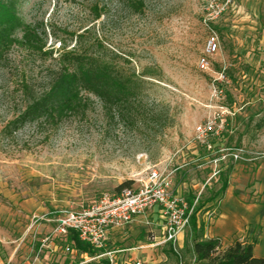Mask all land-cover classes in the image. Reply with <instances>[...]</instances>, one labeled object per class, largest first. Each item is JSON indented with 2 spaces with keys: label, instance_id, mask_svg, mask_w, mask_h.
Masks as SVG:
<instances>
[{
  "label": "rangeland",
  "instance_id": "obj_1",
  "mask_svg": "<svg viewBox=\"0 0 264 264\" xmlns=\"http://www.w3.org/2000/svg\"><path fill=\"white\" fill-rule=\"evenodd\" d=\"M142 1L139 10L137 0L19 1L24 22L47 39L45 50L101 43L107 53L120 56L121 66L155 73L159 79L147 77L146 102L160 115L144 125L111 119L91 95L86 113L57 127L35 122L5 132L59 66L56 52L14 46L0 62V264L93 259L70 248L55 231L57 219L121 196L116 188L125 181L133 180L137 188L154 167L169 164L175 170L176 195L188 201L199 196V221L212 214L208 235L222 213L226 178L245 203L263 194L264 0H216L222 13L211 25L220 42L208 70L199 58L210 33L203 20L212 0ZM25 84L31 88L27 92ZM207 124L212 130L199 137L197 127ZM156 213L137 216L121 228L120 239L109 240L110 249L134 247L116 252L117 264H174L164 252L165 220ZM188 231L180 235L178 248ZM260 233L255 225L230 241L214 237L224 249ZM262 244L264 251V238Z\"/></svg>",
  "mask_w": 264,
  "mask_h": 264
},
{
  "label": "trees",
  "instance_id": "obj_2",
  "mask_svg": "<svg viewBox=\"0 0 264 264\" xmlns=\"http://www.w3.org/2000/svg\"><path fill=\"white\" fill-rule=\"evenodd\" d=\"M19 1L0 0V62L7 59L14 46H20L34 53L50 56L56 52L59 66L54 70L46 88L40 93L30 94L23 111L6 124L5 132L11 134L27 123L35 122L51 123L53 127H57L70 116L86 113L91 95L100 99L106 115L111 119L128 121L134 125H144L147 120L157 122V116L160 114L155 107L148 108L149 103L146 102L147 77L157 78L155 73L137 72L130 66H121L118 61L120 56L107 53L101 43L87 48L75 45L70 49L63 46L60 50H45L47 39L37 26L24 22L19 14ZM133 4L139 10L144 2L137 0ZM124 60L127 64L130 63L128 59ZM24 87L25 92L31 89L29 84ZM132 184L133 180L125 181L117 186L116 190L122 193L126 188H133ZM227 187L226 178L220 191L224 192ZM194 199L189 200L190 205ZM188 228L182 248H175L172 243H167L164 248L171 263L264 264V256L255 253V245L259 241L257 237L251 242L236 239L227 248L221 249L219 238L206 237V223L199 221L197 209L191 215ZM64 237L66 243L70 248L76 249L79 256L87 255L93 258L88 261L80 258L73 264H110L107 258L96 259L102 251L81 240L75 230H70Z\"/></svg>",
  "mask_w": 264,
  "mask_h": 264
},
{
  "label": "built area",
  "instance_id": "obj_3",
  "mask_svg": "<svg viewBox=\"0 0 264 264\" xmlns=\"http://www.w3.org/2000/svg\"><path fill=\"white\" fill-rule=\"evenodd\" d=\"M206 9L208 13L203 21L210 33L203 55L199 58V66L204 70L210 69V57L219 49V36L211 24L222 13V8L216 0L210 1ZM211 130L210 124L197 127L198 136L201 138ZM174 173L175 170L169 164L163 169L154 167L147 177L140 180L137 188H126L117 198L102 201L81 211H69L60 216L55 231L65 236L70 230H75L81 240L102 251L99 256L107 257L110 264H117L115 253L120 250L109 248L110 232L122 228L137 216L159 211L165 220L163 242L172 243L176 248L180 235L190 225L191 215L195 212L199 196L190 205L187 199L176 195L173 190ZM207 221L208 223L212 221L210 212ZM136 264L141 262L138 261Z\"/></svg>",
  "mask_w": 264,
  "mask_h": 264
},
{
  "label": "crops",
  "instance_id": "obj_4",
  "mask_svg": "<svg viewBox=\"0 0 264 264\" xmlns=\"http://www.w3.org/2000/svg\"><path fill=\"white\" fill-rule=\"evenodd\" d=\"M262 177L263 186L259 192L263 194L255 202H243L242 199L238 198L234 194V190L232 189L231 185L227 187L226 193L222 200V213L217 219V222L214 226L215 229L210 235L205 233L206 237H214L216 235L223 237L227 241H230L241 231L243 232L244 230H250V228L258 225L261 228V233L258 237L259 241L255 245V253L258 256H262L264 254V251H261V249H263L262 243L264 238V173L262 174ZM154 213L156 217L159 216L158 213ZM207 219L208 216H205L203 221L208 223ZM122 232L123 230L121 228L112 230L109 235L110 240L113 242L117 241V239L121 238L120 234H122ZM133 249L134 247L126 245L120 247L119 253L131 251ZM121 256L122 258L125 257L126 253H123Z\"/></svg>",
  "mask_w": 264,
  "mask_h": 264
}]
</instances>
